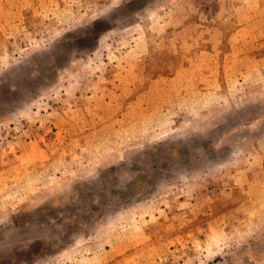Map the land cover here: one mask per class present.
Returning <instances> with one entry per match:
<instances>
[{
	"label": "rangeland",
	"instance_id": "obj_1",
	"mask_svg": "<svg viewBox=\"0 0 264 264\" xmlns=\"http://www.w3.org/2000/svg\"><path fill=\"white\" fill-rule=\"evenodd\" d=\"M0 264H264V0H0Z\"/></svg>",
	"mask_w": 264,
	"mask_h": 264
}]
</instances>
